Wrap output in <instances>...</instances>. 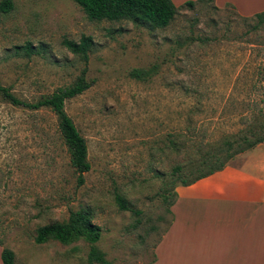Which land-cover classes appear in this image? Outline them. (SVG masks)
<instances>
[{
  "label": "rangeland",
  "instance_id": "1",
  "mask_svg": "<svg viewBox=\"0 0 264 264\" xmlns=\"http://www.w3.org/2000/svg\"><path fill=\"white\" fill-rule=\"evenodd\" d=\"M10 1L12 11L0 12V85L33 102L84 72L90 87L65 111L85 139L90 170L78 186L53 113L0 98V247L15 264H97L83 240L34 243L39 226L84 210L101 229L94 247L108 264H152L172 220L174 169L190 175L191 161L209 149L202 145L219 144L264 108V82L256 88L264 25L212 1L173 2L177 14L164 29L91 21L72 0ZM82 37L92 43L87 61L63 45ZM26 44L37 53L15 52Z\"/></svg>",
  "mask_w": 264,
  "mask_h": 264
},
{
  "label": "trees",
  "instance_id": "2",
  "mask_svg": "<svg viewBox=\"0 0 264 264\" xmlns=\"http://www.w3.org/2000/svg\"><path fill=\"white\" fill-rule=\"evenodd\" d=\"M85 13L91 21H129L133 24H147L152 28L164 29L170 25L177 14V7L172 0H72ZM213 0H196L186 1L182 4L187 8H193L196 3ZM217 8V7H216ZM13 9L10 0L0 3V12L9 13ZM258 20V25H264V16L256 14L252 17ZM64 47L72 54L80 56L87 61V53L91 48L90 37H82L80 41L74 42L69 40L63 41ZM15 52H22L25 57L36 54L31 44L22 47H15ZM264 76L262 73H259ZM135 78H139L140 74L136 71L133 73ZM264 78V77H262ZM263 80H258L256 88H261ZM89 83L82 75L70 86L56 89L52 94L41 96L33 102L23 101L17 98L9 88L0 85V98L9 105L25 109L33 113L47 110L53 113L57 121V132L62 140V144L66 146L70 154V165L76 174V183L81 186L84 183V175L89 172L90 164L87 159V146L85 139L81 136L72 119L66 114L65 103L83 92L88 90ZM264 101V94H263ZM257 112H252V117H242L243 122L235 134L223 138L218 144L205 143L203 147L209 148L204 151L197 160L191 161L189 169L191 174L183 176V168L174 169L172 176L175 182H179L178 186H189L198 180L206 178L216 172L223 170L226 165L236 156L250 151L252 148L264 142V108H259ZM178 136H174V140L170 142V147L176 152L180 148ZM191 176V177H190ZM175 202L177 195L175 187L173 192ZM118 208L121 211L129 210L124 199L120 196L116 197ZM136 216L138 211H134ZM166 232V231H165ZM101 234L100 227L93 225L90 216L84 210L71 213L69 219L62 223H52L39 226L35 231L34 243L43 245L49 241L57 242L63 246H69L79 240H83L91 245L88 255L90 263L108 264L103 255L97 251L94 244L99 241ZM2 264H15L14 253L2 248L1 252ZM154 262V261H153Z\"/></svg>",
  "mask_w": 264,
  "mask_h": 264
},
{
  "label": "crops",
  "instance_id": "3",
  "mask_svg": "<svg viewBox=\"0 0 264 264\" xmlns=\"http://www.w3.org/2000/svg\"><path fill=\"white\" fill-rule=\"evenodd\" d=\"M213 2L241 17L264 16V0ZM175 193L152 264H264V142Z\"/></svg>",
  "mask_w": 264,
  "mask_h": 264
}]
</instances>
